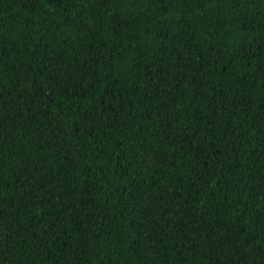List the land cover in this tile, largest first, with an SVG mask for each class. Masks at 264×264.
Listing matches in <instances>:
<instances>
[{"label":"trees","instance_id":"obj_1","mask_svg":"<svg viewBox=\"0 0 264 264\" xmlns=\"http://www.w3.org/2000/svg\"><path fill=\"white\" fill-rule=\"evenodd\" d=\"M0 264H264V0H0Z\"/></svg>","mask_w":264,"mask_h":264}]
</instances>
